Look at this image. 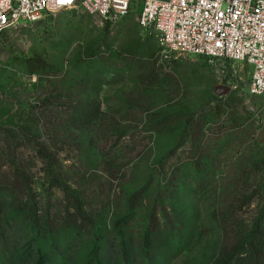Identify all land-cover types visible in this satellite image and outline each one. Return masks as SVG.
<instances>
[{
  "label": "rangeland",
  "instance_id": "rangeland-1",
  "mask_svg": "<svg viewBox=\"0 0 264 264\" xmlns=\"http://www.w3.org/2000/svg\"><path fill=\"white\" fill-rule=\"evenodd\" d=\"M139 11L137 1L106 21L80 8L57 10L0 34V127L29 122L34 135L42 134L39 114L52 109L57 133L38 139L74 147L57 161L87 172L89 225H95L34 240L29 224L5 209L0 264H24L36 247L52 264H123L115 228L124 231L131 264L214 261L220 245L214 190L226 199L232 178L243 170L251 175L248 161L264 158V98L247 93L249 70L241 64L163 48L139 26ZM193 146L213 160L217 181L188 167ZM116 164L125 176L108 183L103 167ZM177 166L183 169L174 186L170 172ZM160 168L170 178L164 190L156 187ZM55 197L62 193L55 190Z\"/></svg>",
  "mask_w": 264,
  "mask_h": 264
},
{
  "label": "trees",
  "instance_id": "trees-1",
  "mask_svg": "<svg viewBox=\"0 0 264 264\" xmlns=\"http://www.w3.org/2000/svg\"><path fill=\"white\" fill-rule=\"evenodd\" d=\"M28 69L31 73L34 72L31 65ZM44 108L46 113L39 114L45 125L42 131L48 135V131L52 129V135L48 136L52 138L57 133L56 129L52 128L56 124V117L51 115L52 109L49 111L48 107ZM43 133L34 135L29 122L0 127V192H5L7 196L6 200L4 196H0V215L8 209L14 217H21L29 224L30 234L34 240H38L39 237L50 239L52 233L58 229L82 230L87 227L89 230L94 229L95 225H89L92 221L87 210V172L75 163L64 166L57 161L60 151L72 150L74 147L68 145L69 147L65 148L64 145H57L54 139H50L52 143L48 144L46 140L38 139ZM193 150L194 159L188 163V167L205 180L208 176L209 181H217L215 175L211 174V166L214 163L210 156H203L198 146H193ZM248 164L251 175H246L243 170L232 178L225 194L226 199L223 200L222 192L214 190L211 217L220 231V245L211 264H264V176L258 175L264 170V158H252ZM182 169L181 166L172 169L170 179L169 173L163 174L160 168L156 187L164 190L169 179L170 184L173 181V185L177 186ZM103 171L110 178L108 183L121 180L125 176V172L118 164L103 167ZM37 180L42 188L41 192L34 188ZM100 185L104 184H98ZM55 190L62 193L61 199L55 197ZM160 195H163L166 202L171 200L167 191H162ZM253 203L256 204L250 210V214L244 215ZM97 233L95 246L98 241ZM115 234L119 240L121 261L123 264H131L124 231L115 228ZM35 250L34 256H28L24 264L28 259H31L32 264H52L50 257L42 254L41 247H36ZM149 254L147 249L145 257L147 258Z\"/></svg>",
  "mask_w": 264,
  "mask_h": 264
},
{
  "label": "built area",
  "instance_id": "built-area-1",
  "mask_svg": "<svg viewBox=\"0 0 264 264\" xmlns=\"http://www.w3.org/2000/svg\"><path fill=\"white\" fill-rule=\"evenodd\" d=\"M140 2L139 26L171 52L241 64L246 91L264 98V0H0V34L57 10L112 21Z\"/></svg>",
  "mask_w": 264,
  "mask_h": 264
}]
</instances>
